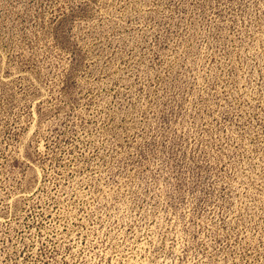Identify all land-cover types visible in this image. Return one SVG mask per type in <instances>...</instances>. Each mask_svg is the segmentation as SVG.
<instances>
[{
    "label": "rangeland",
    "instance_id": "rangeland-1",
    "mask_svg": "<svg viewBox=\"0 0 264 264\" xmlns=\"http://www.w3.org/2000/svg\"><path fill=\"white\" fill-rule=\"evenodd\" d=\"M0 264H264V0H0Z\"/></svg>",
    "mask_w": 264,
    "mask_h": 264
}]
</instances>
